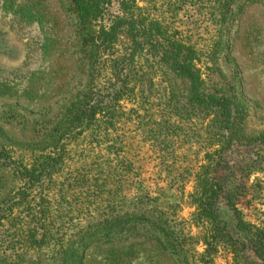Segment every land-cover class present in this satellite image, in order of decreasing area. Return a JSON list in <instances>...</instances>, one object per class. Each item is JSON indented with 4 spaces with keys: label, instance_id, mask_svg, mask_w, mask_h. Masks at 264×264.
Returning <instances> with one entry per match:
<instances>
[{
    "label": "rangeland",
    "instance_id": "1",
    "mask_svg": "<svg viewBox=\"0 0 264 264\" xmlns=\"http://www.w3.org/2000/svg\"><path fill=\"white\" fill-rule=\"evenodd\" d=\"M136 1L191 37L206 85L230 96L238 141L222 160L242 219L264 229V0H234L219 47L211 3ZM83 34L67 0H0V126L17 141L7 148L12 162L0 163V264H234L229 247L213 250L193 220L189 195L220 144L212 117L185 106L181 81L172 94L170 75L143 65L133 95L113 103L111 125L104 115L86 130L64 122L91 76ZM96 68L92 97L109 101L108 72ZM51 131L61 139L45 153L63 148V162L25 184L19 171L36 165ZM115 215L129 218L105 227ZM160 225L166 241L155 239Z\"/></svg>",
    "mask_w": 264,
    "mask_h": 264
},
{
    "label": "trees",
    "instance_id": "2",
    "mask_svg": "<svg viewBox=\"0 0 264 264\" xmlns=\"http://www.w3.org/2000/svg\"><path fill=\"white\" fill-rule=\"evenodd\" d=\"M191 1L212 4V21L220 27L213 46L219 47L223 43L224 26L237 13L232 9L234 0ZM67 2L77 25L84 33V57L89 62L91 76L81 96L72 106L73 114L64 122L71 127L77 125L75 127L86 130L98 126L97 116L104 115L106 119L103 124L111 125L114 118L111 115L114 112L113 103L133 95L143 65L163 68L165 75H170L169 91L173 94L175 90V85L171 82L181 81L183 88L180 96L185 100L187 109L197 116L212 117L209 127L214 130L213 135L220 144V149L206 153L208 163L198 172L193 192L189 195V204L194 208V223L197 227H203V239L209 242L208 245L214 243L213 250L222 243L229 247L234 256V264H264V229L253 227L242 219L235 205L234 185L228 179L230 168L222 160V151L230 148L232 142L238 141L234 130L237 117L230 96L223 89L206 85L205 73L198 66L196 43L191 37L172 32L168 25L143 13L136 0ZM191 34L194 35L195 32ZM98 64H102L108 72L104 86H109L106 88L110 90L109 101H94L92 97L93 90L96 89L93 75ZM55 128L56 133H64L60 123ZM54 135L51 131L47 147L42 149L40 157L34 158L33 163L36 165L32 169H20L19 177L25 184L34 186L55 169L51 163L63 162V148L54 157L51 153H45L46 150L53 149L61 139V135ZM16 144V138L11 137L9 140L6 131L0 126V163L12 162L9 155L12 151L7 148L16 149ZM219 168L223 170L222 175H218ZM128 218L115 215L105 219L104 224L105 227L122 228ZM155 232V239L167 240L162 225ZM200 261L209 264L206 259Z\"/></svg>",
    "mask_w": 264,
    "mask_h": 264
}]
</instances>
